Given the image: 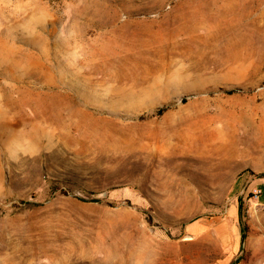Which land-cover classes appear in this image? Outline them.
<instances>
[{
  "label": "rangeland",
  "instance_id": "obj_1",
  "mask_svg": "<svg viewBox=\"0 0 264 264\" xmlns=\"http://www.w3.org/2000/svg\"><path fill=\"white\" fill-rule=\"evenodd\" d=\"M256 175L264 0H0V264H264Z\"/></svg>",
  "mask_w": 264,
  "mask_h": 264
},
{
  "label": "crops",
  "instance_id": "obj_2",
  "mask_svg": "<svg viewBox=\"0 0 264 264\" xmlns=\"http://www.w3.org/2000/svg\"><path fill=\"white\" fill-rule=\"evenodd\" d=\"M248 191L254 194L259 204H264V176L256 175L245 183ZM240 207L234 203L222 219H194L188 223L187 230L190 237H205L213 235L220 243L227 264H237L235 261L238 248L241 246L242 233L240 227Z\"/></svg>",
  "mask_w": 264,
  "mask_h": 264
},
{
  "label": "bare ground",
  "instance_id": "obj_3",
  "mask_svg": "<svg viewBox=\"0 0 264 264\" xmlns=\"http://www.w3.org/2000/svg\"><path fill=\"white\" fill-rule=\"evenodd\" d=\"M255 40V39H254ZM233 125H235V124H233ZM240 125V124H239ZM229 126V125H228ZM236 126V125H235ZM251 126V125H250ZM223 127V126H222ZM230 127V126H229ZM226 128V127H225ZM228 128V127H227ZM249 128V127H248ZM236 129V128H235ZM241 129V128H240ZM251 130H253V128L251 129ZM224 131V130H223ZM227 131V130H226ZM225 131V132H226ZM229 131V133H230V130H228ZM233 131V130H232ZM249 131V130H248ZM259 131V130H258ZM245 132V131H244ZM239 133V132H238ZM254 133H255V129H254ZM253 133V134H254ZM233 134H234V132H233ZM222 135V134H221ZM226 136H228V135H226ZM234 137H235V135H233ZM241 136H242V134H241ZM252 136V135H251ZM226 138V137H225ZM229 138V137H228ZM236 138V137H235ZM229 139H231V138H229ZM237 139L238 138H236V142H237ZM253 139V138H252ZM251 139V140H252ZM118 140V139H117ZM186 140V139H185ZM218 141V140H217ZM227 141V140H226ZM230 141V140H229ZM228 141V142H229ZM234 141V140H233ZM179 142V141H178ZM242 143V142H241ZM241 143H240V145H241ZM228 144V143H227ZM233 144H234V142H233ZM225 145H226V143H225ZM97 146V145H96ZM231 146V145H230ZM170 147V146H169ZM180 147V146H179ZM246 147V146H245ZM223 148V147H222ZM97 149V148H96ZM176 149V148H175ZM245 149V148H244ZM243 149V150H244ZM126 149H124V150H122V153L125 151ZM171 150H173V149H171ZM246 150V149H245ZM237 151V150H236ZM105 152V151H104ZM140 152H143V153H148V154H151V155H155V154H163V153H167L168 151H166V150H163V149H161V148H157V147H153V146H148L145 150H141ZM172 152V151H171ZM182 152H184V151H182ZM214 152H216V151H214ZM238 153V152H237ZM206 154V153H205ZM239 154V153H238ZM242 154V153H241ZM238 156V155H237ZM146 158V157H145ZM116 179V178H115Z\"/></svg>",
  "mask_w": 264,
  "mask_h": 264
},
{
  "label": "trees",
  "instance_id": "obj_4",
  "mask_svg": "<svg viewBox=\"0 0 264 264\" xmlns=\"http://www.w3.org/2000/svg\"><path fill=\"white\" fill-rule=\"evenodd\" d=\"M239 207H240V213H241L242 210H243V204H242L241 200H240V203H239Z\"/></svg>",
  "mask_w": 264,
  "mask_h": 264
}]
</instances>
